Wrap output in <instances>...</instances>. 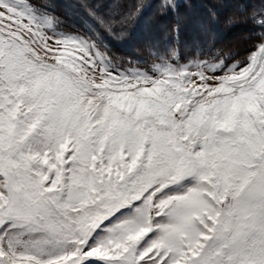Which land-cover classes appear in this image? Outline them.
I'll return each mask as SVG.
<instances>
[{
	"label": "snow or ice",
	"instance_id": "snow-or-ice-1",
	"mask_svg": "<svg viewBox=\"0 0 264 264\" xmlns=\"http://www.w3.org/2000/svg\"><path fill=\"white\" fill-rule=\"evenodd\" d=\"M186 3L0 0V264H264V0Z\"/></svg>",
	"mask_w": 264,
	"mask_h": 264
},
{
	"label": "rangeland",
	"instance_id": "rangeland-1",
	"mask_svg": "<svg viewBox=\"0 0 264 264\" xmlns=\"http://www.w3.org/2000/svg\"><path fill=\"white\" fill-rule=\"evenodd\" d=\"M72 2L73 0H57V3L61 5L57 10L58 14L65 12V8L63 7L65 3ZM211 6L212 0H187L185 6L181 7L180 18L182 28L180 42L182 50H184L187 45H190L196 37L194 26L198 22L207 20L208 9ZM227 11V9H220L221 23ZM149 17L150 13H146L145 17L136 26L131 38L123 44L117 45L116 51L119 55L135 58L144 54V50L149 43H159L163 45L164 43H170L172 41L171 35L167 37V40L165 39L164 29L161 27V24H166L170 30L172 24L175 22V18L169 16L162 21L153 22ZM218 25L219 24L216 25L217 31L219 30Z\"/></svg>",
	"mask_w": 264,
	"mask_h": 264
},
{
	"label": "trees",
	"instance_id": "trees-1",
	"mask_svg": "<svg viewBox=\"0 0 264 264\" xmlns=\"http://www.w3.org/2000/svg\"><path fill=\"white\" fill-rule=\"evenodd\" d=\"M219 36L217 39V47L224 50H235L243 54L247 48L249 41L245 39L248 29L244 26L228 29L223 23H219Z\"/></svg>",
	"mask_w": 264,
	"mask_h": 264
}]
</instances>
